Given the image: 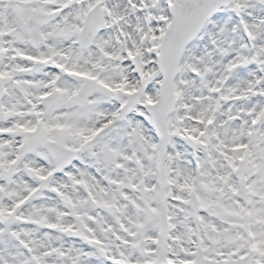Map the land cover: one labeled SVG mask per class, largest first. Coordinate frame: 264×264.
Returning <instances> with one entry per match:
<instances>
[{
    "label": "snow or ice",
    "instance_id": "1",
    "mask_svg": "<svg viewBox=\"0 0 264 264\" xmlns=\"http://www.w3.org/2000/svg\"><path fill=\"white\" fill-rule=\"evenodd\" d=\"M0 264H264V0H0Z\"/></svg>",
    "mask_w": 264,
    "mask_h": 264
}]
</instances>
